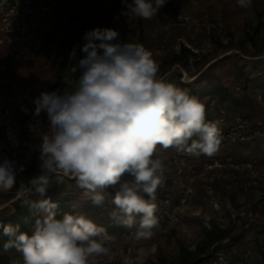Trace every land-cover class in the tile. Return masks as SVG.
Instances as JSON below:
<instances>
[{"label":"clouds","instance_id":"clouds-1","mask_svg":"<svg viewBox=\"0 0 264 264\" xmlns=\"http://www.w3.org/2000/svg\"><path fill=\"white\" fill-rule=\"evenodd\" d=\"M166 2L121 0L143 20L155 17ZM252 4L236 0L244 10ZM82 40L85 55L72 69L80 72L74 86L42 91L31 100L35 123L29 129L40 141V174L21 182L19 194L22 206L37 218L31 234L0 220L8 237L4 250L21 254L8 264H96L110 255L115 235L83 212H65L58 219V203L45 198L49 187L61 186L65 178L73 179L94 206L110 208L112 222L135 228L136 242L152 239L160 226L157 191L168 171L162 152L174 148L212 156L221 144L219 122L207 119L205 104L162 78L159 64L142 44L120 42V32L109 27L87 30ZM21 111L28 109L22 106ZM23 168L12 159L0 161V192L17 184ZM147 254L144 247L136 248L137 258Z\"/></svg>","mask_w":264,"mask_h":264},{"label":"rangeland","instance_id":"rangeland-1","mask_svg":"<svg viewBox=\"0 0 264 264\" xmlns=\"http://www.w3.org/2000/svg\"><path fill=\"white\" fill-rule=\"evenodd\" d=\"M58 7L60 21L45 38L41 54L16 55L8 47H0V86L8 76L23 84L54 85L63 72L64 60L58 51L60 40L76 38L95 27H111L120 32L122 43H139L140 32L144 33L147 50L159 64V75L177 87L187 89L205 104L207 119L219 122L221 139L232 121L229 118L223 125L220 121L221 111H238L253 121L264 120V0H253L252 7L247 10L239 8L236 0H201L195 9L196 15L202 17L210 14V22L216 27L210 35L204 32L198 36L181 29L166 30L160 27V18L169 9L168 2L150 20L134 16L128 20L125 14L129 11L121 0H72L59 3ZM179 38L189 43L199 55L195 62L190 61L187 66L173 62L174 55L183 44L180 45ZM253 55L257 56L254 58ZM77 62H73V67H76ZM15 95L17 97L20 94L18 92ZM16 114L21 146L13 152V160L17 161L18 167L36 164L39 171L34 176H37L40 174V141L38 136L31 141L29 135L35 134L29 129V124L35 123L34 115L17 111ZM25 141H30L28 146H25ZM175 152L174 148L162 152L168 168L164 185L158 189L159 196L163 198L174 194L172 155ZM230 156L237 160L256 159L264 167V137L250 142L228 143L212 156L197 155L196 161L226 159ZM58 187H61L59 191ZM216 187L225 213L235 210L238 214L233 233L223 244L230 248L228 250L234 256L250 250L256 261L264 264V200L258 199L253 192L245 191L239 183L220 182ZM107 191L113 194L110 189ZM47 197L57 203L68 198L71 212L85 213L105 227L107 232L116 228L128 229L110 220V208L96 207L85 198L71 178H65L61 186H50ZM22 199L18 191L0 192V219L4 216V207L9 206L13 211V201ZM64 213L65 210L57 211V218H62ZM211 219H216V215L204 188L199 184L175 236L171 239L153 237L143 241L149 252L150 264H157L159 259H165L169 264L180 263L182 249L186 247L189 251L196 250L204 238V228L210 224ZM230 240L232 242H228ZM117 251L120 250L113 248L109 255H115L113 261H98L96 264H124L121 252ZM4 252L9 258H21V254L14 248Z\"/></svg>","mask_w":264,"mask_h":264},{"label":"built area","instance_id":"built-area-1","mask_svg":"<svg viewBox=\"0 0 264 264\" xmlns=\"http://www.w3.org/2000/svg\"><path fill=\"white\" fill-rule=\"evenodd\" d=\"M69 1L72 0H0V47H8L16 55L41 54L45 46V38L60 21L58 3ZM167 2L170 7L169 13L159 22L163 29H181L193 36L204 32L210 35L215 29L216 26L210 22V14L202 17L194 14L201 0H167ZM125 16L128 20L133 17L130 12ZM84 33L74 38L72 55L57 84L51 86L23 84L11 76L3 80L0 86V161L4 158L13 160V152L18 151L21 146L16 111L32 116L35 106L31 100L38 97L42 91L71 88L76 83L78 76L72 71L73 62L85 55L81 51ZM185 45L194 51L189 43L185 42ZM18 92L20 95L15 97ZM22 106L28 109L27 113L21 111ZM212 106L215 104L212 103ZM229 118L232 121L227 125L219 149L228 143L250 142L264 137L263 119L253 121L238 111H221L220 121L223 125ZM39 120L45 126L42 130L46 131V116L41 114ZM29 135L31 141L36 137L33 133ZM29 143L30 141L24 142L25 146ZM196 157L197 155L186 152H175L172 155L174 194L155 200L160 226L154 237L171 239L175 236L199 184L204 188L217 222L223 227L234 221L238 214L235 210L225 213L226 209L216 187L218 183H239L245 191L255 192L258 196L264 197V167L258 160H237L230 156L226 159L215 158L198 162ZM60 188L58 187L57 190L59 191ZM134 231L135 228L109 233L117 237L112 249L120 250L117 252H121L124 264H150L149 252L143 241H135ZM138 247H144L148 252L147 256L137 258ZM114 256L100 257L98 261L108 263L114 260ZM200 264L262 263L256 261L250 250L243 251L240 256H234L228 249L221 248L211 259Z\"/></svg>","mask_w":264,"mask_h":264},{"label":"trees","instance_id":"trees-1","mask_svg":"<svg viewBox=\"0 0 264 264\" xmlns=\"http://www.w3.org/2000/svg\"><path fill=\"white\" fill-rule=\"evenodd\" d=\"M139 36H140L139 43L142 44L147 49L146 37L144 33L140 32ZM252 38H253L252 40L254 41V37ZM73 44H74V37L73 39L66 38V39L60 40L58 51L62 55L63 60H64L63 61V72L68 63L70 55H72L71 52H72ZM255 56L253 55L254 58ZM198 57L199 55L197 52L193 51L188 46L182 44L180 47V51L174 55L175 59L173 60V62L174 64L187 66L190 61L195 62L198 59ZM79 75H80V72L77 71L76 76H79ZM60 77L55 84L59 82ZM38 171L39 170H37L36 164H31L28 167H24L23 171L17 175V184L12 189L8 190V192H17V191L19 192L20 183L24 182L25 184H27V182L32 177H34L35 173ZM125 179H129V177H125ZM109 189L114 194V189H111V188ZM160 198H163V197L159 196L158 191H157L156 200H159ZM58 204L59 205H58L57 211L65 210V212H69V213L71 212L70 202L68 198L64 199L63 201H60V203ZM12 206H13L12 208L13 211L9 208V206H6L3 208L4 216L0 220H2L3 223L5 224L10 223L13 226L19 225L21 232H27L31 234V230L37 218L36 214L30 211L27 207H23L22 201L20 200L18 202L13 201ZM236 220L237 219L232 221L227 227H223L217 222L216 219H211L210 224L208 223L207 224L208 226L204 228V238L198 244L196 250L189 251L188 248L184 247L182 249L181 261L178 264H200V263H203L211 259V257L216 253L218 249H221V248L230 249L229 247H226V245H224L223 243H225L224 241L230 239V236L232 235L233 230H234L233 226L237 222ZM120 230H126V229L116 228L108 233L118 232ZM7 239L8 237L3 236V229L0 228V264H8L9 259H11L8 256L4 255L5 252H4L3 244ZM228 242H232V241L230 240ZM232 244L234 243H231V245ZM157 264H169V263L165 259H159Z\"/></svg>","mask_w":264,"mask_h":264},{"label":"crops","instance_id":"crops-1","mask_svg":"<svg viewBox=\"0 0 264 264\" xmlns=\"http://www.w3.org/2000/svg\"><path fill=\"white\" fill-rule=\"evenodd\" d=\"M58 4H59V3H58ZM169 9H170V7H169ZM169 9H168L167 13H166L165 15H163L161 18H163L164 16L168 15V13H169ZM194 14H196L195 11H194ZM161 18H160V19H161ZM178 41L180 42V45H181L182 43L185 44V42H186V41H184L182 38H179ZM253 193H255V192H253ZM255 195H256V197H257L258 199H263V200H264V197H260V196H258L256 193H255Z\"/></svg>","mask_w":264,"mask_h":264}]
</instances>
